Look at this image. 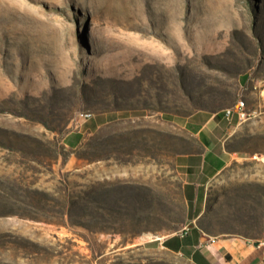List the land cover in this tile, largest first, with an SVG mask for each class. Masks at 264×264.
Masks as SVG:
<instances>
[{
    "label": "rangeland",
    "instance_id": "1",
    "mask_svg": "<svg viewBox=\"0 0 264 264\" xmlns=\"http://www.w3.org/2000/svg\"><path fill=\"white\" fill-rule=\"evenodd\" d=\"M262 81L264 0H0V264H191L151 241L184 227V121ZM252 142L203 223L264 244Z\"/></svg>",
    "mask_w": 264,
    "mask_h": 264
},
{
    "label": "crops",
    "instance_id": "2",
    "mask_svg": "<svg viewBox=\"0 0 264 264\" xmlns=\"http://www.w3.org/2000/svg\"><path fill=\"white\" fill-rule=\"evenodd\" d=\"M258 86L260 90L253 89L244 95L246 109L251 114L247 119L242 120L235 113L229 121L224 113L228 107L218 111L199 110L184 121V127L199 146L176 159L186 207L184 227L151 241H157L160 248L181 255L191 264L264 263L261 241L237 233L213 235L200 226L208 215L210 184L239 154L247 152L240 144L251 138L248 151L264 155V81ZM185 227H188L186 232Z\"/></svg>",
    "mask_w": 264,
    "mask_h": 264
},
{
    "label": "built area",
    "instance_id": "3",
    "mask_svg": "<svg viewBox=\"0 0 264 264\" xmlns=\"http://www.w3.org/2000/svg\"><path fill=\"white\" fill-rule=\"evenodd\" d=\"M247 103L244 97H241L238 102L236 103V105L226 109L224 111L225 113V117L231 121V119L233 118L234 114L236 113L238 115V117L242 120L247 119L250 117V113L247 111ZM92 116L91 113L88 112H84L81 114V117L84 119H89ZM188 230V227H185L184 231L186 232Z\"/></svg>",
    "mask_w": 264,
    "mask_h": 264
},
{
    "label": "trees",
    "instance_id": "4",
    "mask_svg": "<svg viewBox=\"0 0 264 264\" xmlns=\"http://www.w3.org/2000/svg\"><path fill=\"white\" fill-rule=\"evenodd\" d=\"M200 226L202 227V229H204L205 231L209 232L208 228L206 227V225L203 222L200 224Z\"/></svg>",
    "mask_w": 264,
    "mask_h": 264
}]
</instances>
